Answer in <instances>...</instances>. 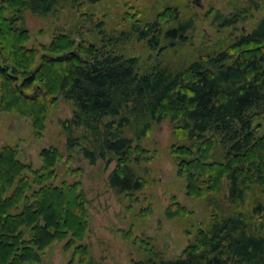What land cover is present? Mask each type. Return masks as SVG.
Returning <instances> with one entry per match:
<instances>
[{"label":"trees","instance_id":"16d2710c","mask_svg":"<svg viewBox=\"0 0 264 264\" xmlns=\"http://www.w3.org/2000/svg\"><path fill=\"white\" fill-rule=\"evenodd\" d=\"M65 1H0L1 109L29 117L39 135L59 98L70 101L72 115L61 121L68 148L79 147L91 163L114 161L108 183L129 197L146 185L137 171L141 139L169 119L186 194L206 199L210 214L192 235L187 231L191 238L179 255L147 250L133 264H264V12L228 46L202 44L188 61L162 59L142 68L138 57L117 52L122 33L97 45L84 30L78 38L63 31L30 45L24 12L47 14ZM248 11L227 18L216 10L215 19L225 28ZM138 14L126 17L130 31L149 46L162 38L186 43L193 21L181 22L176 8H163L152 21ZM88 17L83 13L82 20ZM61 157L57 147L44 148L34 168L15 145L0 148V264L39 262L57 240L87 255V200L79 182L54 183ZM225 180L227 204L215 197ZM175 205L168 217L193 214Z\"/></svg>","mask_w":264,"mask_h":264},{"label":"rangeland","instance_id":"374dc122","mask_svg":"<svg viewBox=\"0 0 264 264\" xmlns=\"http://www.w3.org/2000/svg\"><path fill=\"white\" fill-rule=\"evenodd\" d=\"M255 3H259L258 7H252ZM166 7L176 8L181 22L193 21L185 35V44L162 38L156 47H151L130 31L127 16L139 13L138 16L148 15L152 21ZM216 10L227 18L236 11H249L236 24L221 28L220 19H215ZM263 12V0H67L47 14L26 10L23 25L30 32L29 44L35 46L49 43L63 31H72L73 37L78 38L80 30H84V38L97 45L122 33L117 52L136 56L142 68H149L162 59L188 61L198 55L202 44L212 49L228 46L234 38L251 30ZM83 13L89 15L85 20ZM72 111V103L60 97L49 110L44 130L37 135L29 117L0 107V148L15 145L20 159L38 168L40 151L57 147L62 157L55 167L54 183L79 182L87 200L89 230L82 242L87 246V255L76 253L75 245L65 247L66 240H57L43 251L41 261L25 264H133L146 259L147 250L164 258L179 255L197 225L206 222L210 212L206 199L186 194L185 179L178 175L171 154L175 141L169 119L153 124L148 135L141 139L144 153L137 171L145 175L146 185L129 197L117 193L108 183L114 161L97 158L91 163L79 147L68 148L61 121L70 118ZM128 135L132 134L128 132ZM81 146L87 143L82 140ZM227 194L225 180L215 197L227 204ZM174 203L193 214L168 217V209H176Z\"/></svg>","mask_w":264,"mask_h":264},{"label":"water","instance_id":"95a60500","mask_svg":"<svg viewBox=\"0 0 264 264\" xmlns=\"http://www.w3.org/2000/svg\"><path fill=\"white\" fill-rule=\"evenodd\" d=\"M197 0H195V2H196Z\"/></svg>","mask_w":264,"mask_h":264}]
</instances>
